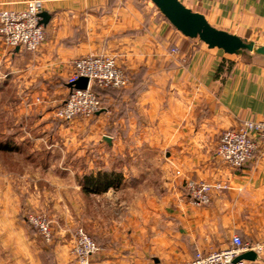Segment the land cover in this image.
Here are the masks:
<instances>
[{"label":"crops","instance_id":"obj_1","mask_svg":"<svg viewBox=\"0 0 264 264\" xmlns=\"http://www.w3.org/2000/svg\"><path fill=\"white\" fill-rule=\"evenodd\" d=\"M33 1L48 15L45 41L36 53L8 54L0 38V91L9 68L24 93L18 111L40 133L17 132L16 152L61 151L68 159L20 163L39 170L22 175L0 164V264H76L75 223L100 247L91 264H185L230 248L234 236L264 241V154L241 169L216 155L224 131L264 119V57L187 38L150 0H0V12ZM179 1L212 26L264 45V0ZM87 55L115 57L129 83L100 92L92 118L63 122L56 109L76 60ZM82 136L86 144L76 146ZM112 171L124 177L117 188L90 193L80 183ZM187 180L228 188L197 207ZM27 210L48 214L52 241L27 225ZM243 264H264V254Z\"/></svg>","mask_w":264,"mask_h":264},{"label":"built area","instance_id":"obj_2","mask_svg":"<svg viewBox=\"0 0 264 264\" xmlns=\"http://www.w3.org/2000/svg\"><path fill=\"white\" fill-rule=\"evenodd\" d=\"M42 3L33 1L24 10H2L0 12V38L7 49L23 47L36 53L45 41ZM173 53H178L174 48ZM80 78H87L86 89H70L67 99L56 109V117L63 122H72L76 118H92L102 109L100 92L125 88L129 78L118 66L116 58L110 55H87L75 62V70L68 83L74 84ZM264 154V119L248 120L240 127L222 133L216 155L232 168L241 169L256 160L258 154ZM220 183L187 180L186 195L191 204L197 207L208 206L215 190L226 189ZM29 222L50 242L53 237L50 220L43 215L30 216ZM100 250L97 242L83 229L75 234L72 254L77 264H91L92 256ZM254 252L264 254V241L245 242L234 236L232 246L226 250L209 254L198 252L193 260L185 264H232L239 256ZM237 264H243V261Z\"/></svg>","mask_w":264,"mask_h":264},{"label":"rangeland","instance_id":"obj_3","mask_svg":"<svg viewBox=\"0 0 264 264\" xmlns=\"http://www.w3.org/2000/svg\"><path fill=\"white\" fill-rule=\"evenodd\" d=\"M10 53H11V51L9 50L8 54H10ZM240 54L242 56H244L246 59L249 56H254L253 53H250L248 51H242ZM10 71H11V69L8 68L7 89H3L0 91V142L10 141V142H13L12 144H15L14 135L17 132H23L25 134V136L28 134L33 136L34 133H37L39 131L34 129V124L32 123V121L29 117H27L24 114L21 115V113L18 111V103L20 101V96H22V95L24 96V93L23 92L21 93L22 89L20 88V83H17V85H16V81L14 80L13 75H9ZM37 102H41V100L38 99ZM37 134H40V133H37ZM80 139L81 140L79 141V139L76 137V140L74 142V144H76V146H78V144H84V145L86 144L84 141H82V139H84L83 136L80 137ZM27 140H30L31 142H33L29 136L27 137ZM40 142L44 143V141H42V140H40ZM92 144H94V143H92ZM73 155L76 157V160H77L78 159V157H77L78 153H74ZM52 158L56 162L61 164L66 159H68V153L67 152L62 153L61 151H59V153H52V152L48 153L47 151H35L32 153H26V154H20L19 152H16V151H14V152H9V151L0 152V164L6 166L5 172L6 171L7 172H14L15 170H17V172L20 173L21 175L23 173H30V174L37 173L39 170H35L34 167L31 165H27V166L21 165L20 166V163L30 162L31 160L32 161L33 160L34 161H45V160L52 159ZM15 167H16V169H15ZM57 170H59V169H56V172H57ZM52 188H54L56 192L60 191V185L51 186V189ZM33 215H43L50 220L47 213L37 212V211H33V210H27L24 213L23 218L26 221L27 225L29 227H32L34 230H36V229L29 222L30 216H33ZM50 223H51V221H50ZM74 227L75 228H73L72 230H74L73 233H74V241H75V234H76L77 230L79 228H83V227H80V225H78V223H75ZM51 228H52V223H51ZM72 256H73V254H72ZM75 262H76V260H75Z\"/></svg>","mask_w":264,"mask_h":264},{"label":"water","instance_id":"obj_4","mask_svg":"<svg viewBox=\"0 0 264 264\" xmlns=\"http://www.w3.org/2000/svg\"><path fill=\"white\" fill-rule=\"evenodd\" d=\"M162 13V15L185 37L199 39L209 48H218L225 53L234 55L242 51H248L258 56L264 57V45L258 46L247 42L240 37L228 33L224 30L212 26L203 14L193 12L179 0H150ZM43 23H47L48 15L42 13ZM87 78H80L76 83L69 84V87L83 90L88 85ZM103 140L112 145V139L105 136ZM257 255L254 252L245 253L236 258L232 264H237L243 260L254 261Z\"/></svg>","mask_w":264,"mask_h":264},{"label":"trees","instance_id":"obj_5","mask_svg":"<svg viewBox=\"0 0 264 264\" xmlns=\"http://www.w3.org/2000/svg\"><path fill=\"white\" fill-rule=\"evenodd\" d=\"M13 142H0V152H14L17 151ZM124 180L121 173L117 172H98L86 175L81 180V185L86 192L103 193L108 189L119 187Z\"/></svg>","mask_w":264,"mask_h":264}]
</instances>
